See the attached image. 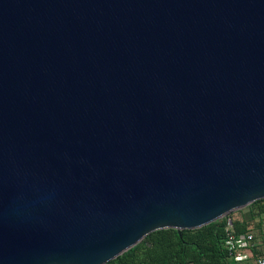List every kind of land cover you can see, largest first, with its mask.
Returning a JSON list of instances; mask_svg holds the SVG:
<instances>
[{"label": "water", "instance_id": "95a60500", "mask_svg": "<svg viewBox=\"0 0 264 264\" xmlns=\"http://www.w3.org/2000/svg\"><path fill=\"white\" fill-rule=\"evenodd\" d=\"M264 200V0H0V264H107Z\"/></svg>", "mask_w": 264, "mask_h": 264}, {"label": "trees", "instance_id": "16d2710c", "mask_svg": "<svg viewBox=\"0 0 264 264\" xmlns=\"http://www.w3.org/2000/svg\"><path fill=\"white\" fill-rule=\"evenodd\" d=\"M247 208L252 211L241 220L232 215L238 232L249 230L248 222L256 218L264 223V200ZM226 223L227 218H223L197 230H185L182 237L174 229L154 232L107 264H236L225 248Z\"/></svg>", "mask_w": 264, "mask_h": 264}, {"label": "built area", "instance_id": "2783aa9c", "mask_svg": "<svg viewBox=\"0 0 264 264\" xmlns=\"http://www.w3.org/2000/svg\"><path fill=\"white\" fill-rule=\"evenodd\" d=\"M226 218L224 243L229 259L236 264H264V255L256 253V234L250 229L238 232L232 215Z\"/></svg>", "mask_w": 264, "mask_h": 264}, {"label": "rangeland", "instance_id": "374dc122", "mask_svg": "<svg viewBox=\"0 0 264 264\" xmlns=\"http://www.w3.org/2000/svg\"><path fill=\"white\" fill-rule=\"evenodd\" d=\"M244 210H246V209H242L240 211H237V212L233 213L232 215L234 216L235 219L241 220V218L243 217L242 214H244ZM246 216H248V215H246ZM261 222L262 221L259 218H256L253 221L248 222V226L250 227V229L254 233L257 232L260 234L261 233L260 230H262L264 228V225H263L264 223L261 224Z\"/></svg>", "mask_w": 264, "mask_h": 264}, {"label": "crops", "instance_id": "0c3cea01", "mask_svg": "<svg viewBox=\"0 0 264 264\" xmlns=\"http://www.w3.org/2000/svg\"><path fill=\"white\" fill-rule=\"evenodd\" d=\"M245 209L246 210H244V214H242V216H246L252 211V208L251 209L245 208ZM262 230H260L261 232L260 234L255 232L257 238V244H258L256 253L264 255V228Z\"/></svg>", "mask_w": 264, "mask_h": 264}]
</instances>
